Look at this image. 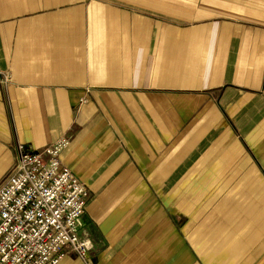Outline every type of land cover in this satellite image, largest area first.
I'll return each instance as SVG.
<instances>
[{
  "label": "crops",
  "instance_id": "0c3cea01",
  "mask_svg": "<svg viewBox=\"0 0 264 264\" xmlns=\"http://www.w3.org/2000/svg\"><path fill=\"white\" fill-rule=\"evenodd\" d=\"M64 134L93 264H264V0H0V185Z\"/></svg>",
  "mask_w": 264,
  "mask_h": 264
},
{
  "label": "built area",
  "instance_id": "2783aa9c",
  "mask_svg": "<svg viewBox=\"0 0 264 264\" xmlns=\"http://www.w3.org/2000/svg\"><path fill=\"white\" fill-rule=\"evenodd\" d=\"M71 141L17 143L15 173L0 185V264H59L69 252L92 264V240L81 233L87 187L62 161Z\"/></svg>",
  "mask_w": 264,
  "mask_h": 264
},
{
  "label": "rangeland",
  "instance_id": "374dc122",
  "mask_svg": "<svg viewBox=\"0 0 264 264\" xmlns=\"http://www.w3.org/2000/svg\"><path fill=\"white\" fill-rule=\"evenodd\" d=\"M92 240V239H91ZM92 264H93V262H92Z\"/></svg>",
  "mask_w": 264,
  "mask_h": 264
}]
</instances>
